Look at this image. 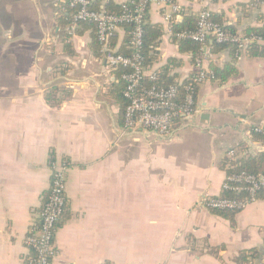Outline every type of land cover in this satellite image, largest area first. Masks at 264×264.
<instances>
[{
	"label": "crops",
	"instance_id": "1",
	"mask_svg": "<svg viewBox=\"0 0 264 264\" xmlns=\"http://www.w3.org/2000/svg\"><path fill=\"white\" fill-rule=\"evenodd\" d=\"M172 2L179 22L208 9L239 34L264 27L261 0ZM163 14L157 6L148 13L161 27L150 71L168 66L182 84L197 59L207 70H236L223 84L199 85L196 113L167 135L124 127L118 71L97 56L92 28L71 30L65 0H0V264H26L24 238L39 220L53 162L68 170L51 264H238L251 250L262 264L264 199L231 219L200 203L220 194L230 150L236 160L264 157L250 134L264 127V56L236 61L208 41L195 60L166 34Z\"/></svg>",
	"mask_w": 264,
	"mask_h": 264
},
{
	"label": "built area",
	"instance_id": "2",
	"mask_svg": "<svg viewBox=\"0 0 264 264\" xmlns=\"http://www.w3.org/2000/svg\"><path fill=\"white\" fill-rule=\"evenodd\" d=\"M213 2L215 0H200ZM97 2V8L94 7ZM113 2L121 5V13L114 14L104 9V5ZM264 4V0H261ZM70 15V28L75 31L81 25L91 26L95 41L100 46V52L110 70L122 71L120 79L123 83L122 97L125 100L123 109V124L127 130L142 128L159 135H167L177 119L191 117L196 113L195 95L191 87L177 101L176 86L164 88H144L143 80H156L149 69L142 66L141 47L144 37V26L148 21L150 7L163 9V21L166 34L173 42L190 41L204 46L208 41L216 45H228L234 48V57L240 61L247 53L250 45H255L264 54V36L254 34L245 36L232 33L212 19L208 9L198 12L195 28L175 32L172 24L180 16V6L172 0H65ZM170 8V14L165 8ZM125 28L129 32L128 56L117 53L108 45L114 36L123 34ZM195 84L198 87L212 77V73L204 68L203 60L197 59L194 65ZM264 122V118H263ZM250 134L259 135L264 146V127L257 126ZM237 158V152L230 150L226 156V168L232 169ZM51 178L46 197L43 198L39 220L27 232L24 245L28 250L27 264H51L56 255L55 239L58 226L66 207V164L53 162L50 165ZM264 191V174H253L246 171L226 173L221 184L220 194L207 197L201 205L211 212L243 211L252 202L255 195Z\"/></svg>",
	"mask_w": 264,
	"mask_h": 264
},
{
	"label": "trees",
	"instance_id": "3",
	"mask_svg": "<svg viewBox=\"0 0 264 264\" xmlns=\"http://www.w3.org/2000/svg\"><path fill=\"white\" fill-rule=\"evenodd\" d=\"M97 6V5H96ZM104 9L108 12L114 13V14H119L121 13V5L116 4L113 2H108L106 5H104ZM70 18V15H69ZM213 17L212 14V19L214 22L218 23ZM195 23H196V18H194L192 15H184L182 16V21L175 22L172 24V28L175 32H180L183 30H193L195 28ZM219 24V23H218ZM89 28H92L91 26H88ZM93 29V28H92ZM225 30L235 33L229 28H224ZM94 34V30H93ZM242 34L245 36L254 34L257 36H264V27L261 29H245L242 31ZM161 37V27L158 24H152L147 21V23L144 26V37H143V44L141 47V55H142V66L145 69H149L152 66V63H154L157 60L158 52H157V46H158V40ZM129 32L128 28H125L123 31V40L121 42L120 47L118 48L117 53L126 55L128 56L131 54V50L129 49L128 43H129ZM118 41V35L114 36L111 40L108 41V45L110 48L113 49V46L117 44ZM176 43V42H175ZM93 44H94V49L97 50V56L99 57L101 55L100 53V46L99 44L95 41V34L93 36ZM179 44L180 48H187V50L191 51L194 53V59L196 60L197 58H200V55L202 54L201 52V47L198 43L190 42V41H179L177 42ZM215 47L218 48H230L231 51L233 52L234 55V48L228 45H216L214 44ZM212 46V47H214ZM247 54L252 55V56H264L263 52L258 49L257 46L255 45H250L247 49ZM209 71L212 73V77H209V80L216 81L218 83H225L230 77L235 75L236 70L232 67H226L225 69L219 70L213 65L209 66ZM152 73L155 74L156 80L154 81H148L146 78L142 82V86L146 89L155 87V88H164L168 86H176L177 89V101L183 97V95L186 93V88L191 87L193 89L194 95H195V101H196V95H197V86L195 84V78L196 74H192L186 81H184L182 84H178L175 82L171 77H169V71H168V66H162L158 68L157 70H152ZM122 74V71H118L119 79L120 75ZM121 85H122V90H123V83L120 79ZM122 90H121V100L123 101V109L125 106V100L122 97ZM51 94L48 93L47 98H50ZM51 99V98H50ZM259 137V135H256ZM261 138V137H260ZM226 160L223 162V166L221 169L224 170L226 173L230 172H239V171H246L250 172L253 174H264V157L263 155L256 158V159H248V160H235L233 163V168L229 169L226 168ZM48 193V192H47ZM47 195V194H46ZM45 195V197H46ZM255 199H264V191L259 192L258 194L255 195ZM217 216L231 219V216L236 214L234 212H213ZM60 225V224H59ZM59 230V226H58ZM238 259V264H258V253L256 250H251L244 252L239 255ZM264 264V256L263 260L261 262ZM27 264V262H26Z\"/></svg>",
	"mask_w": 264,
	"mask_h": 264
}]
</instances>
